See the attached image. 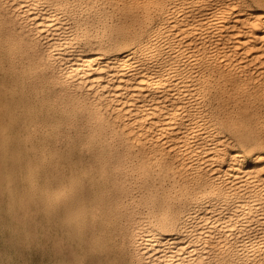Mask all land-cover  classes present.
<instances>
[{
    "label": "bare ground",
    "instance_id": "1",
    "mask_svg": "<svg viewBox=\"0 0 264 264\" xmlns=\"http://www.w3.org/2000/svg\"><path fill=\"white\" fill-rule=\"evenodd\" d=\"M257 2L0 0L1 163L14 165L20 148H31V139H16V113L28 112L32 135L49 108L48 90L32 92L39 80L56 79L59 97L73 104L79 93L99 130L84 143L97 150L88 153L89 264H264V1ZM35 71L43 74L12 95L9 85ZM40 148L41 164L59 155L70 161L69 151ZM66 164V180L44 197L64 204L68 196L72 205L80 170ZM10 170L0 196L15 214L23 199Z\"/></svg>",
    "mask_w": 264,
    "mask_h": 264
},
{
    "label": "rangeland",
    "instance_id": "2",
    "mask_svg": "<svg viewBox=\"0 0 264 264\" xmlns=\"http://www.w3.org/2000/svg\"><path fill=\"white\" fill-rule=\"evenodd\" d=\"M244 1L255 6H261L258 5L257 2L258 0H244ZM260 1L263 2L264 0H260ZM3 73H5L6 76H8V74L10 75L9 71H4ZM41 74H43V71H35L30 74H24L25 76H23L22 74L23 77H21V79L19 76L18 77L19 80L17 82L9 85V87H11V94L13 95L14 92H20L19 89L20 84L25 85L24 88L25 90H27L28 89V87L26 86L27 82L29 80L37 81V78ZM40 84L44 85V88L41 90H40ZM35 90H37V93L40 95H42L43 93H45V91L48 90L47 91L48 96H44L42 101L44 105H46V107L49 108H46L39 113L41 117H43L41 124L36 123L35 125H33L34 130L32 135H30L31 136L30 137L27 135V132H25V128H24V126L30 125L32 121L31 118L28 119V116L26 115L28 114V112L18 111L16 113L17 119L15 122L17 127L16 131H18L16 139L20 141L22 146H24L23 145L24 142H27L28 139L29 140L31 139L33 141L31 143V148H29V146L27 145L24 146L26 148L24 147L20 148L19 152L20 153L23 152V153H21V155L19 153V157L20 156L21 157L18 158V161H16V163L18 164L15 163L14 164L15 166L13 165V163L10 162L1 163L0 161V164H2L0 165L1 168L0 172H3V169L5 170L4 174L0 173L2 176L4 175V179L0 178V180H3L1 183H4L6 181L5 179L7 177V173L13 167L12 169L16 171L14 172L13 170V172L16 175L13 180L14 181L13 186L15 188L14 195L20 196L23 199L22 203L20 204V208L23 209V210L20 209L21 213L20 210H17L19 209V205H18L14 210L15 214L14 213L12 214L9 211V207H8L9 199L0 196V226H1L0 227V232H1L0 234L1 263L0 264H28V263L52 264L53 262H54L53 264H60V263L89 264V225H88L89 224V191H88L89 190L88 189L89 188V154L88 153L89 151L97 152V150L89 148V142H88V146H85L84 143L85 141L86 142L89 141V135L92 136L97 135L99 133V130L92 129L90 127V124L92 123L90 120L91 118L90 115L84 112L81 108V96L79 93L75 95L80 100L79 105L78 103L76 104L71 103L67 98H63V97L60 98L59 93L60 92L62 93V89L60 83L54 78L52 79L51 82L49 80L40 82L39 80V82H37V84L33 88L32 92ZM29 96L33 97V94L29 93ZM37 104L38 103H35V105ZM64 140L65 142H63ZM91 140L93 142L102 141V138H91ZM71 141L75 142V145L72 146L69 145ZM43 145H46L52 151L55 150L54 152L57 153H60L58 151H61L62 153L63 152L62 150L69 151L70 161H67L66 159L64 160V158L61 155H59L60 158L59 162H57L56 159L55 160L48 159L45 160L42 164L39 163L38 161L41 158V153H42V149L40 147ZM61 147L62 149L60 150ZM70 147H72L73 150ZM78 150L79 151L81 150V152H78ZM24 151L26 152L24 153ZM13 152L15 153L16 151ZM74 154L75 155L77 154V156H74ZM20 160L23 162L24 164L23 166H25V167L22 166L24 168L23 170L20 165L21 164ZM27 161L29 164L27 163ZM75 161L76 162L79 161V163L75 164L76 163ZM63 163H67L66 165H70L72 169L75 170V172L77 170H80L76 172L78 176L76 174H73V177L76 178L75 179L76 188L73 195H75V201L77 203L74 202L72 205L70 204V201L72 200H69L68 196H64L61 198V201L64 202V204L62 203L57 204V202L46 199L44 197L45 192L55 191L59 187V185L66 180V177H64L63 173H61V168ZM16 166H18V169L14 168ZM83 168L84 170H82ZM12 169L10 170V172H12ZM86 173L88 175V176L86 175L87 177L85 176ZM15 180L17 183H15ZM16 189L18 191L17 193H16ZM25 197L27 200L25 199ZM4 199L6 200V202H4L5 201ZM85 199H87V203ZM28 200H30L31 203L28 202ZM5 203L6 205L4 206ZM23 203L26 204L24 205ZM27 204H28V209H27ZM92 208L94 209V207ZM23 211L26 216V219L23 214ZM18 213L20 214L17 215ZM21 215L24 217H22ZM28 217L29 219L31 218L34 221L30 220L29 222ZM19 219L22 221H20ZM26 220L29 222L28 223L29 225L31 224L30 226L27 225ZM34 222L36 225L34 224ZM31 226L33 227L35 226V228ZM39 233H41L40 236ZM34 247L36 249H33ZM106 248L107 247H103V249ZM63 249H65V251ZM122 264H132V263L130 261H127V262H123Z\"/></svg>",
    "mask_w": 264,
    "mask_h": 264
}]
</instances>
